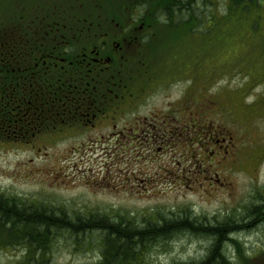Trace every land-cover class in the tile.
<instances>
[{
	"label": "rangeland",
	"instance_id": "obj_1",
	"mask_svg": "<svg viewBox=\"0 0 264 264\" xmlns=\"http://www.w3.org/2000/svg\"><path fill=\"white\" fill-rule=\"evenodd\" d=\"M34 1L0 0V22L9 17L17 20L23 14L37 16L42 10L32 7ZM195 1L201 3L200 19L158 18V41L150 44L149 54L167 56L173 66L174 62L188 66L189 85L193 74L201 75L205 133L232 134L236 162L217 165L208 158L215 144L207 145L205 154L192 144L182 180L146 187L142 179L162 175L164 169L144 163L141 154L122 155L116 134H112L117 131L113 128L116 121L101 130H70L62 124L60 132L33 137L29 143L0 140V195L46 209L47 214L51 209L58 219L68 218L76 225L85 223L78 228L74 224L58 228L53 245L43 251V260L30 256L29 246L14 244L15 238L3 232L0 264H96L102 257L104 231L100 225L105 219L123 221L122 226L130 222L142 230L159 225L161 219L186 220L193 229L198 224L228 223L227 239L219 243L228 258L223 264H264V8L229 13L230 0H213L215 5L208 4L212 17L204 22L207 6L202 0ZM255 21H259L257 29L253 28ZM125 72L135 76L133 62ZM177 95L173 86L168 93L154 95L150 105L158 107L167 97L178 99ZM136 164L138 170L144 166L147 175L134 178L137 171L131 168ZM215 173L222 181L230 179L231 188L208 178ZM257 206L263 207L258 213ZM213 242L193 232H174L142 244L140 264L201 263L208 259Z\"/></svg>",
	"mask_w": 264,
	"mask_h": 264
},
{
	"label": "flooded vegetation",
	"instance_id": "obj_2",
	"mask_svg": "<svg viewBox=\"0 0 264 264\" xmlns=\"http://www.w3.org/2000/svg\"><path fill=\"white\" fill-rule=\"evenodd\" d=\"M32 7L42 12L0 22V139L10 140L15 134L29 143L45 133L60 132L62 124L70 130H101L116 121L112 134L118 151L141 154L144 163L164 169L162 175L143 178L146 187L182 180L192 144L203 148V154L207 145L215 144L208 158L217 165L236 162L232 134L205 133L201 75L191 74L195 85H189L188 66H173L167 56L149 54L150 44L158 41L159 19L153 10L165 3L35 0ZM83 9L96 12L77 16L76 10ZM125 10L132 13L123 18ZM132 62L133 78L125 72ZM173 86L178 99L167 97L158 107L150 105L154 95L168 93ZM136 167L131 168L137 171L134 178L147 175L144 166ZM208 178L221 187L233 185L229 178L222 181L219 173Z\"/></svg>",
	"mask_w": 264,
	"mask_h": 264
},
{
	"label": "trees",
	"instance_id": "obj_3",
	"mask_svg": "<svg viewBox=\"0 0 264 264\" xmlns=\"http://www.w3.org/2000/svg\"><path fill=\"white\" fill-rule=\"evenodd\" d=\"M11 1V0H10ZM162 1L166 4V7L153 10L155 17L178 19L179 21H191L192 19H200L198 12L201 3H197L195 0H153ZM173 6H170L171 4ZM204 4V22L212 17V8L208 4L215 5L213 0H202ZM227 12H242L247 14L252 9L264 8V0H230L227 3ZM77 16L89 17L93 16L96 11H90L87 9L76 10ZM80 11V12H79ZM128 16L132 13V10H125ZM82 13V15H79ZM260 19L262 15L259 16ZM11 18V17H9ZM203 19V17H202ZM259 20V19H258ZM201 25V24H200ZM195 26V25H194ZM193 26V28H195ZM259 27V21L253 23V28ZM12 140H22L13 134ZM205 139V143L206 138ZM17 199H8L0 195V234L6 232L11 237H14V244H26L29 246V255H35L39 260H43L44 250L49 248L54 243L55 231L58 228H68L69 224H74L68 218L58 219L49 210L48 214L46 209L40 210V207H33L26 205L25 203L16 202ZM11 201V205H9ZM263 207L257 206L254 208L255 212H260ZM81 218V217H80ZM80 218H78L80 220ZM58 220V221H57ZM59 220L61 222H59ZM90 219L86 220L89 224ZM165 223L160 225L151 224L147 230H142L139 227H131L133 223L125 222L122 226V222L110 223L105 221L101 223L103 229V251L101 260L96 264H140L142 254V244L148 241H154L155 239L164 238L170 236L174 232L189 231L197 235H203L206 238L212 239V247L210 249V255L201 263L197 264H223L225 260L222 253L224 248L222 246L221 239H227L228 231L231 225L221 224L216 227H208L203 224H198L196 229L185 224L186 220H172L165 219ZM194 224L195 222L192 221ZM92 225H96V224ZM66 224V225H64ZM85 225V223H83ZM83 225L74 224L75 227H81ZM205 227L202 228V227ZM170 229V231H169ZM208 229V230H207ZM235 243L236 240H233ZM3 245H6L4 242ZM2 242H0V248ZM147 248V247H146ZM145 248V249H146ZM222 252V253H221ZM42 257V258H41ZM31 260V258H29Z\"/></svg>",
	"mask_w": 264,
	"mask_h": 264
},
{
	"label": "bare ground",
	"instance_id": "obj_4",
	"mask_svg": "<svg viewBox=\"0 0 264 264\" xmlns=\"http://www.w3.org/2000/svg\"><path fill=\"white\" fill-rule=\"evenodd\" d=\"M165 219H161V221H160V226H162V223L164 224L165 222ZM224 251V250H223ZM223 256H224V258H225V260L227 261L228 260V258L226 257V255H225V253H223Z\"/></svg>",
	"mask_w": 264,
	"mask_h": 264
}]
</instances>
